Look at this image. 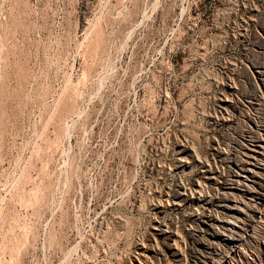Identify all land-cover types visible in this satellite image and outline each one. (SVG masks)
<instances>
[{
	"label": "rangeland",
	"instance_id": "obj_1",
	"mask_svg": "<svg viewBox=\"0 0 264 264\" xmlns=\"http://www.w3.org/2000/svg\"><path fill=\"white\" fill-rule=\"evenodd\" d=\"M0 264H264V0H0Z\"/></svg>",
	"mask_w": 264,
	"mask_h": 264
}]
</instances>
